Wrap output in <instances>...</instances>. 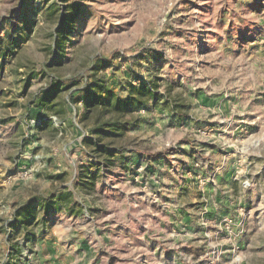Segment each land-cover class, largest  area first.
Returning <instances> with one entry per match:
<instances>
[{
	"label": "rangeland",
	"instance_id": "1",
	"mask_svg": "<svg viewBox=\"0 0 264 264\" xmlns=\"http://www.w3.org/2000/svg\"><path fill=\"white\" fill-rule=\"evenodd\" d=\"M0 264H264V0H0Z\"/></svg>",
	"mask_w": 264,
	"mask_h": 264
},
{
	"label": "trees",
	"instance_id": "2",
	"mask_svg": "<svg viewBox=\"0 0 264 264\" xmlns=\"http://www.w3.org/2000/svg\"><path fill=\"white\" fill-rule=\"evenodd\" d=\"M101 91H102L101 93L103 94L102 96L103 98L100 99L95 98L94 103H92V106L98 104L101 109L96 121L93 123L95 127L94 133H96L97 135H104L108 137V135H112V134L115 135L116 132L122 130V127L125 123L124 121H125L127 109L122 108L121 105L122 103L120 100L111 102L110 91L106 90L105 88L102 89ZM19 210L20 209H17L14 212L15 221L19 224L27 225V223L24 220H21L23 218L20 214L21 211Z\"/></svg>",
	"mask_w": 264,
	"mask_h": 264
},
{
	"label": "built area",
	"instance_id": "3",
	"mask_svg": "<svg viewBox=\"0 0 264 264\" xmlns=\"http://www.w3.org/2000/svg\"><path fill=\"white\" fill-rule=\"evenodd\" d=\"M245 185H248L247 183Z\"/></svg>",
	"mask_w": 264,
	"mask_h": 264
}]
</instances>
